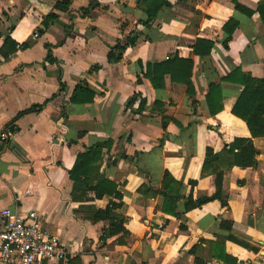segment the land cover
<instances>
[{"label": "crops", "instance_id": "1", "mask_svg": "<svg viewBox=\"0 0 264 264\" xmlns=\"http://www.w3.org/2000/svg\"><path fill=\"white\" fill-rule=\"evenodd\" d=\"M56 1L0 0V48L7 37L30 43L8 58L0 53V135L9 133L0 137V209L41 214L68 264H264V137L254 139L256 167L224 170L220 182L202 175L207 147L221 152L250 136L232 113L243 87L222 79L234 70L264 78L261 0H168L149 25L142 0H94L86 15L81 9L92 0H74L67 11ZM52 13L57 20L39 35ZM229 20L235 28L225 48ZM129 38L135 45L110 62L111 49ZM198 38L214 42L210 56L193 54ZM174 55L194 59L192 95L169 77L153 87L139 65ZM211 83L221 86L216 114L207 101ZM79 84L94 91L92 102L70 101ZM46 100L41 111L25 112ZM109 140L101 171L122 194L116 212L126 236L106 237L109 221L89 218L87 206L106 208L114 196L71 199L76 156ZM166 172L181 184L177 196L165 195ZM190 195L214 199L187 209Z\"/></svg>", "mask_w": 264, "mask_h": 264}, {"label": "trees", "instance_id": "2", "mask_svg": "<svg viewBox=\"0 0 264 264\" xmlns=\"http://www.w3.org/2000/svg\"><path fill=\"white\" fill-rule=\"evenodd\" d=\"M74 0H57L55 7L60 11H67ZM95 1L92 0L88 7L82 8L81 12L86 15L90 9L95 7ZM142 4L145 7L147 14L146 25H149L153 21L159 11L170 6L168 0H142ZM240 10H245L249 14L253 11L246 10L240 4H236ZM261 19L264 22V0L259 2L257 8ZM57 20L55 13L47 15L42 22V26L38 29V34L42 35L48 29L51 23ZM235 23L229 20L224 30L228 34L227 41L224 42L225 48H228V40L232 37ZM136 42L135 38H129L127 42L115 45L108 54V60L110 62L119 61L123 57V52L129 46H134ZM29 41L23 43H17L12 38L7 37L0 48V53L4 58H8L10 55L17 52L19 49L25 50L29 47ZM50 47V46H49ZM193 54L204 58L210 56L214 48V42L212 40L198 38L192 45ZM50 62H55L51 57L50 51L47 57ZM194 59L192 57H180L178 55L171 56L166 60L159 63L148 62L145 65L139 61V65L145 77H147L155 88H164L166 78L169 77L173 82L185 83L188 85L189 93L192 95L193 89V68ZM232 74L225 77L223 80H233L242 85V90L237 98L235 104L232 107V113L242 119L250 132V136L236 137L232 143L226 145L221 152H214L211 147H207L206 157L203 164L202 175L208 173L216 174L217 180L221 181L224 170H230L235 166L246 168L256 167L258 165L259 152L254 144V139L264 137V78H255L248 74H238L239 70H234ZM237 76V77H236ZM140 81V78H138ZM61 90L64 89L65 84L61 81ZM221 86L220 84L211 83L209 85V94L207 96L208 106L211 114L218 113L223 109L221 98ZM95 93L89 87L84 85H77L70 98L72 103H90L94 100ZM219 101V103H218ZM34 106L28 111H41L45 104ZM134 103V98L131 100L130 105ZM147 100L141 99L138 111L142 112L145 108ZM216 103H218L216 105ZM112 141L109 140L104 143H97L94 146L87 148L85 152L79 153L76 156L75 163L72 169L69 171V177L73 181V187L71 191V199L74 202H87L92 198L101 199L104 196H114L116 200H111L106 208L88 207L90 211L89 218L94 221L107 220L110 223L109 228L105 231L106 237L124 232V236L128 235V232L123 227V218L116 210L122 206V194L119 192L117 184L109 180L101 171L103 166L102 152L106 147L111 146ZM196 183V182H191ZM218 185V184H217ZM181 184L174 179L169 173H165L163 181V187L165 189V195L171 193L172 195H178V191ZM93 193L94 197H90L89 193ZM144 193V192H143ZM146 193V192H145ZM144 193V194H145ZM174 196L170 198L174 200ZM214 197L206 196L197 200L193 199L192 195L187 198L186 207L191 209L193 207H201L203 204L213 200ZM170 203V202H169ZM166 210V207L164 208ZM121 242H125L123 239ZM220 246V244H219ZM223 246V244H221ZM216 255H218L216 253ZM225 260H228L226 256H223ZM76 258H74L75 260ZM235 261V260H233Z\"/></svg>", "mask_w": 264, "mask_h": 264}, {"label": "built area", "instance_id": "3", "mask_svg": "<svg viewBox=\"0 0 264 264\" xmlns=\"http://www.w3.org/2000/svg\"><path fill=\"white\" fill-rule=\"evenodd\" d=\"M1 139L7 140L4 131ZM67 249L46 227L43 216L29 210L25 216L16 208L0 209L1 264H68Z\"/></svg>", "mask_w": 264, "mask_h": 264}]
</instances>
